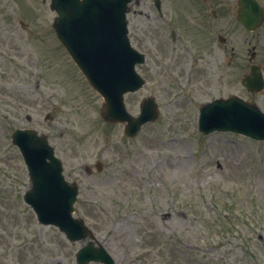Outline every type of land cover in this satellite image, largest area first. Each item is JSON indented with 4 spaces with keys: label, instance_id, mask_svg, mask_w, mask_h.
Segmentation results:
<instances>
[{
    "label": "rangeland",
    "instance_id": "1",
    "mask_svg": "<svg viewBox=\"0 0 264 264\" xmlns=\"http://www.w3.org/2000/svg\"><path fill=\"white\" fill-rule=\"evenodd\" d=\"M175 1L166 9L184 5ZM56 17L50 0H0V264H76L85 245L39 224L23 201L31 183L11 141L17 129L49 138L80 186L75 217L117 264H264V142L198 129L200 108L216 99L237 96L264 112V91L241 84L244 32L231 36L232 65L223 52L211 62L215 73L193 71L185 47L171 70L167 55L157 64L148 56L138 67L146 86L126 103L137 116L152 97L160 117L128 138L124 125L102 120L104 101L57 40Z\"/></svg>",
    "mask_w": 264,
    "mask_h": 264
},
{
    "label": "water",
    "instance_id": "2",
    "mask_svg": "<svg viewBox=\"0 0 264 264\" xmlns=\"http://www.w3.org/2000/svg\"><path fill=\"white\" fill-rule=\"evenodd\" d=\"M130 1L51 0V9L58 15L53 24L58 40L105 100L102 118L109 123L127 122L125 133L134 137L144 125L155 122L159 113L152 98L143 101L137 118L127 112L124 104L125 94L136 92L145 84L135 71L137 64L144 63V57L131 48L127 36ZM249 5V0H239L238 18L245 26ZM242 83L249 91L260 92L264 82L259 67L253 66ZM199 129L203 134L226 131L264 141V113L236 97L217 100L202 107ZM13 143L19 148L31 178V189L24 200L39 222L58 227L71 242L91 238L85 223L72 217L78 186L65 181L62 163L54 157L47 137L31 130H17ZM76 259L77 264H115L102 247L94 248L91 243L77 253Z\"/></svg>",
    "mask_w": 264,
    "mask_h": 264
},
{
    "label": "flooded vegetation",
    "instance_id": "3",
    "mask_svg": "<svg viewBox=\"0 0 264 264\" xmlns=\"http://www.w3.org/2000/svg\"><path fill=\"white\" fill-rule=\"evenodd\" d=\"M255 1L261 7L262 21L256 29L246 30L237 18V0H184V5L174 6V10L172 7L167 10L166 6L179 3L175 0H158L160 6L155 0H146L148 6L145 0H134L128 16L129 37L156 64L167 55L172 63L170 70L185 47V52L192 56L201 71L215 73L219 68L211 62L221 58L222 52L232 57L229 61L232 65L237 47L229 49L230 40L235 31L241 29L249 66L260 63L264 77V0ZM249 11L253 16V10Z\"/></svg>",
    "mask_w": 264,
    "mask_h": 264
},
{
    "label": "bare ground",
    "instance_id": "4",
    "mask_svg": "<svg viewBox=\"0 0 264 264\" xmlns=\"http://www.w3.org/2000/svg\"><path fill=\"white\" fill-rule=\"evenodd\" d=\"M179 157V161L181 162L179 164V166L184 169L186 168L187 164L189 163L188 158H186L184 155H178ZM158 174V173H157ZM160 179L159 176H157L156 174L152 177V182H157Z\"/></svg>",
    "mask_w": 264,
    "mask_h": 264
}]
</instances>
